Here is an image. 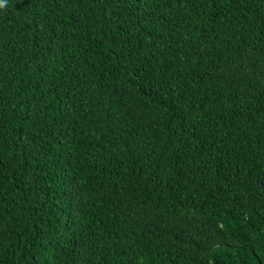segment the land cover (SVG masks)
<instances>
[{
  "label": "trees",
  "instance_id": "16d2710c",
  "mask_svg": "<svg viewBox=\"0 0 264 264\" xmlns=\"http://www.w3.org/2000/svg\"><path fill=\"white\" fill-rule=\"evenodd\" d=\"M0 264H264V0H7Z\"/></svg>",
  "mask_w": 264,
  "mask_h": 264
},
{
  "label": "clouds",
  "instance_id": "9594fccd",
  "mask_svg": "<svg viewBox=\"0 0 264 264\" xmlns=\"http://www.w3.org/2000/svg\"><path fill=\"white\" fill-rule=\"evenodd\" d=\"M7 0H0V8H4L6 6Z\"/></svg>",
  "mask_w": 264,
  "mask_h": 264
}]
</instances>
